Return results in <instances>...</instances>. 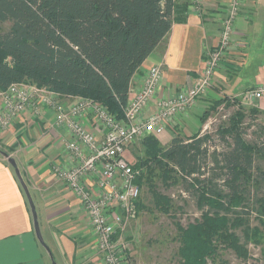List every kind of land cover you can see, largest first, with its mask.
<instances>
[{"label":"trees","instance_id":"16d2710c","mask_svg":"<svg viewBox=\"0 0 264 264\" xmlns=\"http://www.w3.org/2000/svg\"><path fill=\"white\" fill-rule=\"evenodd\" d=\"M188 5L173 0H0V28L9 25L7 31L0 29V91L16 83L32 84L61 97L95 100L122 118L133 75L173 23L186 21ZM244 118L242 110L235 111L217 129L221 139L230 137L233 142L231 149L217 154L220 161L215 159L227 177V193L211 181L190 179L204 174L207 135L196 132L183 140L174 134L166 147L148 136L141 141L146 157L134 164L128 160L142 170L135 182L140 187L143 169L147 170L153 204L162 213L174 217L171 199L155 191L150 179L155 169L173 184L182 180L196 198L200 218L185 228L174 223L180 243L178 264H207L216 260L220 247L247 260V244H256L259 227L264 229V196L253 199L260 226L250 227L245 189L251 182L248 171L253 160L264 161V144L243 140ZM141 208L139 198L137 212ZM239 229L243 243L236 234Z\"/></svg>","mask_w":264,"mask_h":264},{"label":"crops","instance_id":"0c3cea01","mask_svg":"<svg viewBox=\"0 0 264 264\" xmlns=\"http://www.w3.org/2000/svg\"><path fill=\"white\" fill-rule=\"evenodd\" d=\"M173 1L189 4L186 21L173 23L164 41L142 63L131 79L129 97L139 92L145 74L155 65L163 71L156 98L165 96L167 88L172 92L187 89L203 69L206 50L219 42L230 0H200L197 4L194 0ZM212 81L207 94L178 117L175 130L181 134L187 129L191 134L197 132L200 123L195 120L211 99L240 96L247 89L264 86V0H242L229 54ZM55 99L62 105L76 100L58 95ZM253 106L264 115V100ZM153 110L151 101L144 114ZM82 122L97 132L90 116ZM53 123V110L32 102L9 128L0 129V264H102L81 203L52 172L55 163L66 166L65 142L70 139L65 129ZM166 130L157 138L162 146L179 134ZM9 159L15 162L33 199L42 243L35 232L30 202Z\"/></svg>","mask_w":264,"mask_h":264},{"label":"built area","instance_id":"2783aa9c","mask_svg":"<svg viewBox=\"0 0 264 264\" xmlns=\"http://www.w3.org/2000/svg\"><path fill=\"white\" fill-rule=\"evenodd\" d=\"M199 1L194 0V3ZM241 2L230 0L228 3L219 42L206 50L203 69L190 87L173 92L167 88L165 96L156 98L163 71L160 65L152 66L139 92L128 97L122 118L87 98L77 97L74 102L62 105L56 102V94L32 84L16 83L0 91V128H9L34 102L50 107L54 112L53 126L69 133L70 139L65 142L66 166L55 163L51 169L81 203L102 264H130L127 260L132 246L125 231L138 214L136 201L141 189L135 182L142 170L132 167L125 156L126 150L137 140L148 136L158 138L167 128L174 131L178 117L213 87L212 77L231 48L234 21ZM131 92L130 87L129 94ZM240 98L249 104L262 101L264 86L247 89ZM151 101H154V110L144 114ZM85 116H90L97 132L83 124Z\"/></svg>","mask_w":264,"mask_h":264},{"label":"rangeland","instance_id":"374dc122","mask_svg":"<svg viewBox=\"0 0 264 264\" xmlns=\"http://www.w3.org/2000/svg\"><path fill=\"white\" fill-rule=\"evenodd\" d=\"M8 26V24L2 25L1 31H7ZM223 98H225V101L220 103L219 101ZM252 109H256L253 103L249 104L241 101L240 96L222 95L209 100L199 118L195 120L197 125L200 123V118L203 120L197 130L199 136L207 135L210 137L209 142L204 145V149L207 150L203 156L204 174L198 177L193 175L190 178L191 180L192 178H199L200 181H211L212 186L216 185L223 192H228V186L225 182L227 177L221 170V163L216 164L215 159L220 161L217 154L231 149L233 142L230 137L221 139L220 135L217 134V129L233 112L242 110L243 114L246 115V118L242 120L243 140L248 144H264V115L262 113H252ZM205 112L207 113L204 116ZM176 131L178 130L173 133ZM178 132L179 134L176 132V135L183 140L188 137L187 135H191L189 129L184 130L183 134L180 131ZM141 141L137 140L126 150L125 156L131 164H134L139 158L144 159L147 155V150ZM166 146L168 145H164V147ZM2 151L5 152V150ZM248 172L251 174V182L245 185V189L248 193L250 207L246 211L249 213L250 227H259L252 207L253 199L264 196V161L255 158ZM143 174L144 178L140 187V205L142 208L139 209L136 219L130 222L125 231V237L132 246L127 261L130 264H178L180 243L177 240L178 232L174 223L178 222L180 226L185 228L189 223L199 219L202 211L197 208L196 198L192 190L187 188L182 180H178V177L174 174L173 176L178 180V183L173 184L171 179H164L160 171L155 169L150 174V179L156 187L155 191L171 199L173 204L171 215L174 217L172 218L170 215L157 210L148 187L149 174H147L146 169H143ZM30 198L35 208L33 199L31 196ZM259 228L261 233L258 242L256 244L249 243L246 246L249 253L247 260L243 261L231 250L220 247L216 260H207V264H218L217 260H223L226 264H264V229ZM236 234L243 243L241 230H237Z\"/></svg>","mask_w":264,"mask_h":264},{"label":"water","instance_id":"95a60500","mask_svg":"<svg viewBox=\"0 0 264 264\" xmlns=\"http://www.w3.org/2000/svg\"><path fill=\"white\" fill-rule=\"evenodd\" d=\"M9 160H10L11 165L14 167V170H15V173L17 175V178H18V180L20 182V185H21L22 189L24 190V193L26 194V196H27V198H28V200L30 202L31 211H32L33 218H34V228H35V232H36V235H37L39 241L42 243V240L40 239V234H39V231H38L37 222H36L35 209H34V206L32 204V201H31V198H30L28 189H27L26 185L24 184V182H23V180H22V178L20 176V173L18 171V168L15 165V162L12 159H9Z\"/></svg>","mask_w":264,"mask_h":264}]
</instances>
